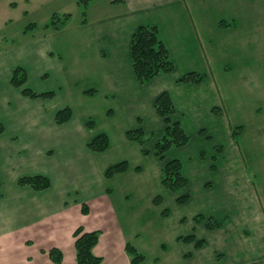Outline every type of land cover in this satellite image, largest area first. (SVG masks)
I'll use <instances>...</instances> for the list:
<instances>
[{
    "label": "rangeland",
    "instance_id": "374dc122",
    "mask_svg": "<svg viewBox=\"0 0 264 264\" xmlns=\"http://www.w3.org/2000/svg\"><path fill=\"white\" fill-rule=\"evenodd\" d=\"M109 1L112 0H96L93 10L87 13L80 0H0V119H20L26 111L21 108L17 114L15 110L22 105L14 100L18 88L12 86L11 77L15 68L26 69L29 77L26 87L36 92H43L45 84L41 79L45 71L52 76L59 73L67 81V87L57 88L55 98L42 101L49 112L56 113L71 105L76 121L95 124L92 138L100 134L109 136L107 151L100 153L101 164L107 170L122 162L128 164L125 173L107 178L121 214L123 235L111 230L104 232L101 249L107 253L113 241L112 250L116 254V259L112 256L106 264L113 260L123 264L119 255L125 253L128 244L144 256L140 264L233 262L232 257V260L225 256L217 259L218 241L223 244L233 226L243 227L238 222L241 216H250L247 226L259 230L261 222L255 218V212L259 213L261 205L264 208V23L261 27L256 21L250 28L249 24L237 31L230 29L228 32L234 36L223 41L222 36L229 33L217 30L215 19L220 13L213 11L207 17L209 23H214L213 32L195 27L197 44L188 39L187 32L178 36L180 45L191 53L192 66L200 70L195 74L211 80L193 89L195 92L172 88L177 101L172 120H182L190 140L182 148H171L163 161L157 155L156 143L164 134L165 121L160 122L155 101L151 104L161 78L146 83L149 86L139 91L135 104L127 105L119 95L90 90L93 80L83 77L88 75L83 72L91 52L105 42L101 34L106 28L103 29L99 11L108 14L116 10ZM97 3H102L103 10L101 6L95 8ZM261 3L264 5V0ZM195 12L193 5L192 18ZM67 15L70 17L66 18ZM218 35H222L219 42ZM44 44L50 50L46 59L40 52ZM55 81L56 86L61 85ZM211 82L217 84L218 92ZM139 129L145 134L144 143L128 137V132ZM236 130L239 134L234 137ZM175 158L182 162L190 183L191 195L186 203L178 202L184 193L172 192L162 184L163 167ZM227 183L230 185L225 189ZM210 222L223 223L224 228L209 231L206 227ZM192 232L207 241L208 246L202 251L196 252L179 239ZM254 237H250L252 243H262V238ZM222 244L221 252L226 254L228 247ZM190 252H194L192 258L188 256ZM245 258L249 260L252 256ZM129 260L132 263V257Z\"/></svg>",
    "mask_w": 264,
    "mask_h": 264
},
{
    "label": "crops",
    "instance_id": "0c3cea01",
    "mask_svg": "<svg viewBox=\"0 0 264 264\" xmlns=\"http://www.w3.org/2000/svg\"><path fill=\"white\" fill-rule=\"evenodd\" d=\"M93 2L96 0H93L86 8L87 13L93 10L96 4ZM261 2L262 0L109 1L108 4L116 10L108 14L99 11L105 26L103 29L106 28L101 34L105 42L103 46L96 45L97 47L91 52L92 57L84 66L83 72L88 75L83 77L93 80L90 90L96 92L98 89L103 90L107 95L111 92L121 96L127 105L135 104L139 98V91H144L149 84H140L136 79L131 62L132 38L139 27L156 26L175 68L171 73L165 75L160 73L155 77L161 78V86L156 90V96H152L151 104L154 101L156 103L161 94L168 93L175 104V116L177 101L172 88L195 90L203 86L206 80H211L205 76L198 85H186L182 82L183 77L190 73H200V70L192 66L194 63L189 56L191 53L185 50V45H180L178 36L182 34V31L187 32L188 39L197 44L199 37L195 27L197 25L200 30L213 32L214 23L207 21V17L213 15V11L220 13L215 19L219 32H228L230 29L237 31L241 26L245 27L249 24L250 28L256 21L258 27H261L264 25V5ZM97 4L99 5L95 8L100 7L102 3ZM193 5L194 11L197 9L195 18L190 16V7L192 8ZM101 7L103 10V5ZM223 22L229 26H224ZM231 34L221 35V40L228 41L230 36H234ZM221 36L218 35V42ZM210 42L213 44V38ZM41 47V56L46 59L50 53L49 47L45 44ZM199 60L202 62L201 57ZM45 72L41 79L45 85L41 90L43 92L55 90L58 95L57 88L66 86L67 81L59 73L52 76L49 72ZM212 78L215 81L213 76ZM55 79L60 81V86H56ZM47 82L52 83L54 87ZM171 84L172 87H170ZM211 85L216 92L219 91L216 83L214 85L211 82ZM15 90L14 100L22 103L15 107L17 114L21 108L26 111L24 116L18 115L23 117L20 119L11 121L0 119L5 125V132L0 135V264H56L49 255V251L53 248L62 251L61 264H78L74 233L79 227H82L85 232H101L102 236L100 235L101 238L94 248V253L103 257L102 264H106L112 256L116 259V254L112 250L113 241H110L107 253L100 247L104 232L109 233L111 230L114 234L119 232L123 235V224L116 202L112 199L114 191L107 185V167L101 164L100 153L92 152L88 148L89 141L94 137L92 130L95 124L90 126V121L85 123L76 121L73 110L72 119L58 125L54 120L55 113H50L44 102L26 98L20 89ZM181 103L179 102L182 106ZM67 106L71 107V105L65 107ZM4 108H8L6 103ZM27 112L30 113L27 115ZM159 120L164 121L163 118ZM175 122H180L188 133L182 120L177 118ZM164 125L166 128L165 122ZM33 175L48 177L51 187L36 191L30 186L19 184L20 178ZM229 185L230 183L225 184L224 188H228ZM84 204L89 206L88 214L83 213ZM258 210L259 213L255 212V218L261 222L259 230L247 226L251 222L250 216L239 217L238 222L243 227L233 226L231 228V230L234 229L233 235L230 230L223 244L218 241L220 248L215 249L217 259L225 256L232 260V257L233 262L229 261L227 264H264L263 205ZM199 225L203 226L202 223ZM220 225L219 228H206L209 231L222 230L224 224L220 223ZM190 235H195L196 241H184V238L188 236L179 239L191 245V248L194 247L196 252L208 246L207 241L199 237L196 232ZM252 235L256 236L254 239L262 238V243H252L250 241ZM199 241H205V243L197 248L196 244ZM221 244L227 245L226 254L221 252L224 250ZM126 251L125 253L122 251L124 255L120 253L119 256L120 258L122 256L123 264H131L130 255ZM193 253H188V256L192 258ZM247 255L252 256V259L247 260L245 258ZM117 262L118 260H113L111 264H117Z\"/></svg>",
    "mask_w": 264,
    "mask_h": 264
},
{
    "label": "trees",
    "instance_id": "16d2710c",
    "mask_svg": "<svg viewBox=\"0 0 264 264\" xmlns=\"http://www.w3.org/2000/svg\"><path fill=\"white\" fill-rule=\"evenodd\" d=\"M93 0H80L85 8ZM67 15L66 18H69ZM55 23V21H54ZM224 26H229L225 22ZM59 29V28H58ZM131 62L136 76L140 84H146L158 76L160 73H171L174 71V63L170 58L168 48L160 38L159 29L156 26H141L134 33L131 43ZM28 81V73L23 67H17L12 71L11 84L13 87L20 89L23 96L32 100L45 101L53 99L56 96L54 91L36 92L26 87ZM182 81L193 82L200 84L203 81L201 75L190 73L185 76ZM157 114L164 119L166 128L163 136L156 143V152L161 160H165V154L173 147H182L188 144L190 137L182 127L180 122H174L172 115L175 113V104L172 97L168 93L161 94L155 104ZM73 109L69 106L58 110L54 115V120L58 125L65 124L73 117ZM94 123L89 122L92 126ZM242 129V128H239ZM5 132V125L0 121V135ZM239 134V130L234 132V137ZM144 132L139 129L137 131L128 132V137L132 140L143 142ZM144 143V142H143ZM110 144V139L107 134H100L89 141L88 148L95 153H103L107 151ZM127 162H122L110 167L107 172V178H112L116 175L123 174L127 171ZM162 184L172 192L184 193L178 198L179 203H186L190 198V183L183 172V164L180 160L175 159L167 162L162 170ZM21 186H30L36 191L45 190L51 187V181L43 175L24 176L20 178ZM89 206L83 205V213L88 214ZM208 228L221 227L218 222H210ZM101 232H85L82 227H79L75 233V245L78 264H102L103 258L95 255L94 248L98 244ZM184 241H196L195 235H190L184 238ZM205 241H199L196 247L203 246ZM126 250L132 257L131 264H140L144 261V256L138 252L135 247L130 244L126 246ZM49 255L54 263L61 264L63 253L58 248H53L49 251Z\"/></svg>",
    "mask_w": 264,
    "mask_h": 264
}]
</instances>
